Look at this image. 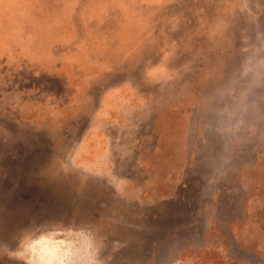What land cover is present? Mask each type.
I'll list each match as a JSON object with an SVG mask.
<instances>
[{
  "label": "rangeland",
  "instance_id": "374dc122",
  "mask_svg": "<svg viewBox=\"0 0 264 264\" xmlns=\"http://www.w3.org/2000/svg\"><path fill=\"white\" fill-rule=\"evenodd\" d=\"M0 264H264V0H0Z\"/></svg>",
  "mask_w": 264,
  "mask_h": 264
}]
</instances>
